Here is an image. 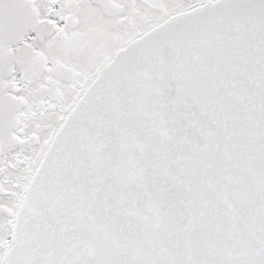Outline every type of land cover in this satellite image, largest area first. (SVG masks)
<instances>
[{
	"label": "snow or ice",
	"instance_id": "snow-or-ice-1",
	"mask_svg": "<svg viewBox=\"0 0 264 264\" xmlns=\"http://www.w3.org/2000/svg\"><path fill=\"white\" fill-rule=\"evenodd\" d=\"M0 264H264V0H0Z\"/></svg>",
	"mask_w": 264,
	"mask_h": 264
}]
</instances>
